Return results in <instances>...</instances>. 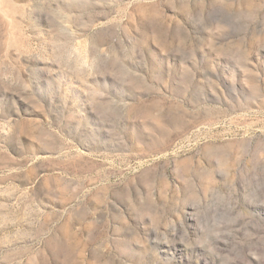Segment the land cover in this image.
<instances>
[{"label":"rangeland","instance_id":"374dc122","mask_svg":"<svg viewBox=\"0 0 264 264\" xmlns=\"http://www.w3.org/2000/svg\"><path fill=\"white\" fill-rule=\"evenodd\" d=\"M0 264H264V0H0Z\"/></svg>","mask_w":264,"mask_h":264}]
</instances>
